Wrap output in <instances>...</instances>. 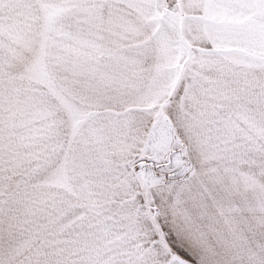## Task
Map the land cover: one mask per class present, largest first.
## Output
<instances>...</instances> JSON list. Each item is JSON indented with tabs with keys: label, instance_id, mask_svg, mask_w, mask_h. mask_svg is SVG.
Here are the masks:
<instances>
[{
	"label": "snow or ice",
	"instance_id": "1",
	"mask_svg": "<svg viewBox=\"0 0 264 264\" xmlns=\"http://www.w3.org/2000/svg\"><path fill=\"white\" fill-rule=\"evenodd\" d=\"M0 264H264V0H0Z\"/></svg>",
	"mask_w": 264,
	"mask_h": 264
}]
</instances>
